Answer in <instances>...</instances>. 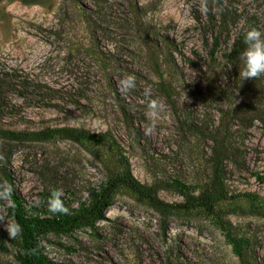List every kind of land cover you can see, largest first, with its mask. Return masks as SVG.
<instances>
[{
  "label": "rangeland",
  "instance_id": "obj_1",
  "mask_svg": "<svg viewBox=\"0 0 264 264\" xmlns=\"http://www.w3.org/2000/svg\"><path fill=\"white\" fill-rule=\"evenodd\" d=\"M201 0H0V73L12 75L0 128L76 126L107 132L100 142L53 135L0 138V184L32 215L44 190L62 189L75 207L89 187L124 174L166 203L210 189L212 147L223 150L229 194L214 213L162 207L118 186L104 219L38 243L63 264H264V75L242 81L244 32H264V0H221L210 16ZM223 11H218V8ZM126 74L133 91L121 90ZM226 77V79H225ZM159 101L154 126L150 100ZM0 199V217L9 223ZM44 205V206H43ZM221 219L244 252L236 257L215 225ZM0 221V239L8 234ZM14 246L0 264H15Z\"/></svg>",
  "mask_w": 264,
  "mask_h": 264
},
{
  "label": "trees",
  "instance_id": "obj_2",
  "mask_svg": "<svg viewBox=\"0 0 264 264\" xmlns=\"http://www.w3.org/2000/svg\"><path fill=\"white\" fill-rule=\"evenodd\" d=\"M221 0H208L209 10L206 13L210 16L213 5H220ZM15 84L12 75L2 76L0 73V109L4 99V93L14 90ZM53 135H59L73 141L88 140L100 142L111 139L107 132L91 131L83 127L59 126L46 127L35 131H22L0 128V138L9 140H43ZM223 150L216 146L212 147L210 156V189L197 195H186L188 187L181 181L173 179L169 186L185 196L184 200L176 203H166L148 190L142 188L126 167L124 174L106 179L104 182L89 187L85 199L75 207L69 206L62 198L64 205L68 208V214L52 213L48 209L43 215H32L27 211L29 208L20 194L12 188L11 200L5 205L4 211L11 222H18L22 226V232L15 239L4 234L0 239V250L6 249V243L14 246L13 259L15 264H63L48 258L38 243L39 236L44 233L62 235L82 226L92 227L94 222L104 219V213L109 206V197L118 186H126L139 196L150 199L162 207L189 209L201 207L204 211L213 214L214 205L223 200L236 198L243 194H229L224 186L223 179ZM57 189L49 187L44 190L43 201L47 204L51 192ZM44 206V205H43ZM215 225L224 237V241L230 245L232 253L240 259L244 252L245 241L232 234L230 228L219 218L215 219Z\"/></svg>",
  "mask_w": 264,
  "mask_h": 264
},
{
  "label": "clouds",
  "instance_id": "obj_3",
  "mask_svg": "<svg viewBox=\"0 0 264 264\" xmlns=\"http://www.w3.org/2000/svg\"><path fill=\"white\" fill-rule=\"evenodd\" d=\"M201 9L207 13L209 10L208 0H201ZM218 11H223V8H218ZM245 48L240 53V59L243 62V68L239 72L242 81L256 80L264 75V32L256 26H250L243 35ZM226 79V77H225ZM121 90L124 92L133 91L136 87V78L132 74H126L120 81ZM159 101L156 99L150 100L148 104V118L151 125L154 126L155 118L157 117V109ZM0 159H3L0 153ZM12 186L8 184H0V199L11 200ZM62 189H54L47 200L48 210L52 213L68 214V208L62 200ZM0 221H6L5 227L12 239H15L22 232V226L18 222L7 221L0 217Z\"/></svg>",
  "mask_w": 264,
  "mask_h": 264
}]
</instances>
